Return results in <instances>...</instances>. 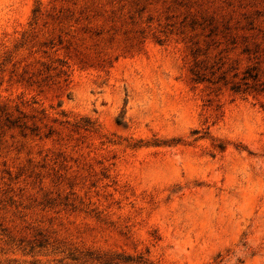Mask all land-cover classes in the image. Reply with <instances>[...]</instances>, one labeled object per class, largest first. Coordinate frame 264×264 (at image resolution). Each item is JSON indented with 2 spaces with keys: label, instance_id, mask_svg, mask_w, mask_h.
Returning <instances> with one entry per match:
<instances>
[{
  "label": "rangeland",
  "instance_id": "1",
  "mask_svg": "<svg viewBox=\"0 0 264 264\" xmlns=\"http://www.w3.org/2000/svg\"><path fill=\"white\" fill-rule=\"evenodd\" d=\"M116 255L264 264V0H0V264Z\"/></svg>",
  "mask_w": 264,
  "mask_h": 264
},
{
  "label": "trees",
  "instance_id": "2",
  "mask_svg": "<svg viewBox=\"0 0 264 264\" xmlns=\"http://www.w3.org/2000/svg\"><path fill=\"white\" fill-rule=\"evenodd\" d=\"M103 264H157V263L148 262L147 260H143L141 257L136 259L130 255L128 256L116 255L114 257L104 260Z\"/></svg>",
  "mask_w": 264,
  "mask_h": 264
}]
</instances>
